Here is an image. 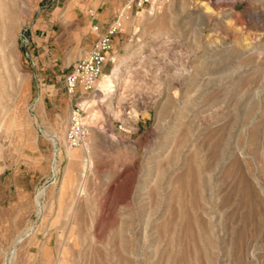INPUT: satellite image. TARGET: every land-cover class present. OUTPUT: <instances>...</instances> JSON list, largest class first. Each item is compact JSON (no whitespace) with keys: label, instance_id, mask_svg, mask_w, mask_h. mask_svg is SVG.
I'll return each instance as SVG.
<instances>
[{"label":"rangeland","instance_id":"obj_1","mask_svg":"<svg viewBox=\"0 0 264 264\" xmlns=\"http://www.w3.org/2000/svg\"><path fill=\"white\" fill-rule=\"evenodd\" d=\"M0 1V264H264V0L127 12L104 73L140 48L145 61L132 77L142 89L112 103L120 116L99 91H66L87 52L64 0ZM43 18L56 23L34 47ZM166 29L170 49L156 37ZM92 96L86 137L69 146L73 105ZM93 127L83 171L67 148ZM14 185L25 190L8 202Z\"/></svg>","mask_w":264,"mask_h":264},{"label":"built area","instance_id":"obj_2","mask_svg":"<svg viewBox=\"0 0 264 264\" xmlns=\"http://www.w3.org/2000/svg\"><path fill=\"white\" fill-rule=\"evenodd\" d=\"M167 0H125L121 7L115 13L114 20L105 33L100 34L88 52L73 61L70 70L64 78V85L69 95H82L83 93H92L95 90L96 83L104 73L107 65L114 62V50L111 42V35L122 32L123 23L127 12L145 7L150 13L159 12L162 5ZM97 32L98 27H92ZM33 64V63H32ZM89 104L82 100L75 103L72 108L73 125L68 133L69 146L78 145L86 137V128L82 123L80 115L88 108Z\"/></svg>","mask_w":264,"mask_h":264},{"label":"bare ground","instance_id":"obj_3","mask_svg":"<svg viewBox=\"0 0 264 264\" xmlns=\"http://www.w3.org/2000/svg\"><path fill=\"white\" fill-rule=\"evenodd\" d=\"M2 12H3V3L0 1V14H2ZM160 35H165L163 41H161L164 43L165 49H170V46L175 44V42L177 41L175 39H170V37L168 36L167 29L159 32V36L157 35L156 37H160ZM158 41H159V39H158ZM148 45L150 46L151 43L149 42ZM144 61H145V57H143L141 55V48H140V50L137 52H131L129 54H126V55L120 57L117 64H115L112 67L110 72L103 73L101 75V77L99 78V80L97 81L94 91H97V92L99 91L100 93L95 94V95H97V97H99V96L105 97V99L107 100V103L105 104V106H106L107 110L112 111V113L114 115L120 116V112H119V110H115V109L113 110L112 109L111 106H112L113 102L120 103V102H123L124 100H127L128 98H132L137 92H139L142 89V84L138 83L135 85L133 83L132 77L135 75L137 70L143 65ZM166 61H167V59H166ZM168 66H169V63H168ZM188 72H189V70H188ZM181 73L182 72L179 70L174 71L173 72L174 77H173L172 81H175L176 83H179L180 81H182V83H184L185 79L181 77ZM165 75H167V74H165ZM177 85L174 86L175 91H174V94H172L173 96H175ZM95 97L96 96H92V99L85 100V103L89 104V102L93 101ZM167 98H172V97H171V95L170 96L168 95ZM157 99H158V94H156V96L150 101V105H153ZM37 100L40 101V98H38ZM175 103H176V106L178 107V109L180 111L184 110L185 106L182 105V104H184V101H178L177 99H175ZM178 109H176V110H178ZM92 115H94V114H92ZM43 133L47 137L49 136L48 132L46 133V131L45 132L43 131ZM100 133H101V130L99 127H93L91 136H89L87 138L89 143L85 142L82 145V148L77 151V153H73L72 150H70V148H67V155H68L69 163H73V165H75V166L77 165L80 168V170L82 169L83 171H85L86 166L88 165L89 156L86 155L85 152H83V151H87L90 148V145L95 144V142L97 141V137L100 135ZM49 139H51V138H49ZM51 140H53V139H51ZM29 144H32V143H29ZM53 157H54V155H53ZM54 167H55V165H54ZM52 169H54V168L52 167ZM54 172H55V170H54ZM37 197H38V195H36V198ZM36 201H38V200H36ZM37 204H38V202H37ZM40 210H41V208H40ZM29 229H30V227L21 231L18 234V237H16L17 241H21L28 234ZM15 243H16V241L14 242V244ZM13 251H14V249H13ZM11 257H13V255ZM8 261H11V260L8 259ZM9 263L10 262H8L7 264H9Z\"/></svg>","mask_w":264,"mask_h":264},{"label":"crops","instance_id":"obj_4","mask_svg":"<svg viewBox=\"0 0 264 264\" xmlns=\"http://www.w3.org/2000/svg\"><path fill=\"white\" fill-rule=\"evenodd\" d=\"M67 13V18L71 24L70 37H78V44L81 50L88 52L93 43L100 34L106 32L108 27L114 20L115 13L122 6L125 0H64ZM63 1V2H64ZM56 21L49 18L39 19L30 32L31 43L38 46L40 39L38 33L46 34L47 36L53 31ZM61 25V23H59ZM97 26V32L92 30L93 26ZM117 34V33H115ZM115 34L111 35L112 46H114ZM45 108H46V101ZM18 172H16L17 174ZM12 190L9 187L6 193V200L17 199L25 190L24 185H14ZM3 203V202H0Z\"/></svg>","mask_w":264,"mask_h":264}]
</instances>
